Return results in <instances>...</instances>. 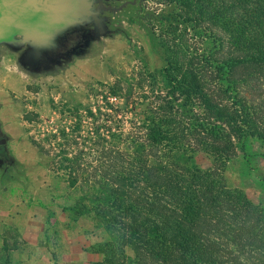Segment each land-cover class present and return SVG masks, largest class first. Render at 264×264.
<instances>
[{"label":"trees","instance_id":"1","mask_svg":"<svg viewBox=\"0 0 264 264\" xmlns=\"http://www.w3.org/2000/svg\"><path fill=\"white\" fill-rule=\"evenodd\" d=\"M150 1L170 7L146 27L159 69L98 83L101 105L65 108L29 143L79 193L62 209L109 236L104 264L125 249L133 264H264L262 214L222 177L244 138L264 140V0Z\"/></svg>","mask_w":264,"mask_h":264},{"label":"rangeland","instance_id":"2","mask_svg":"<svg viewBox=\"0 0 264 264\" xmlns=\"http://www.w3.org/2000/svg\"><path fill=\"white\" fill-rule=\"evenodd\" d=\"M127 1L103 3L118 6ZM142 4L140 10L126 3L117 11L103 12L105 34L95 36L91 21H79L78 37L54 58L37 64L26 60L30 46L18 42L20 34L12 31L0 39V264H53L60 251L78 261L80 243L87 253L82 254L83 263L104 264L100 249L109 236L89 215L62 209L74 205L79 193L46 169L28 138L53 130L67 114L64 109L75 103L92 109L101 105L95 92L98 83H111L142 65L159 69L162 51L146 27L155 26V14L170 7L150 0ZM108 100L122 104L119 97ZM240 144L222 177L227 188L239 191L262 214L264 224V140L246 137ZM193 164L207 169L214 161L198 150ZM125 255L118 264H133L132 252L125 249Z\"/></svg>","mask_w":264,"mask_h":264},{"label":"water","instance_id":"3","mask_svg":"<svg viewBox=\"0 0 264 264\" xmlns=\"http://www.w3.org/2000/svg\"><path fill=\"white\" fill-rule=\"evenodd\" d=\"M126 3L132 1L111 6L103 0H0V39L17 32L21 35L18 42L30 46L25 56L29 64L41 63L78 37L75 27L81 20L91 21L95 36L107 33L100 15L117 11Z\"/></svg>","mask_w":264,"mask_h":264},{"label":"crops","instance_id":"4","mask_svg":"<svg viewBox=\"0 0 264 264\" xmlns=\"http://www.w3.org/2000/svg\"><path fill=\"white\" fill-rule=\"evenodd\" d=\"M72 235L70 236V241H72ZM74 240V239H73ZM81 240V239H80ZM84 241V240H83ZM81 242V241H80ZM80 245L82 246V250L79 254V256L77 257L78 258V261L75 260L76 257L72 256V253H70L69 255L67 254H62L61 251L59 253H57L55 256H56V260H55V263L56 264H85L82 262V254L85 253V255L87 254L84 250H83V244L80 243ZM63 256H66L68 257V260L67 261H63Z\"/></svg>","mask_w":264,"mask_h":264},{"label":"flooded vegetation","instance_id":"5","mask_svg":"<svg viewBox=\"0 0 264 264\" xmlns=\"http://www.w3.org/2000/svg\"><path fill=\"white\" fill-rule=\"evenodd\" d=\"M132 1V4H135V6L137 7L138 10L141 9V2L139 0H130Z\"/></svg>","mask_w":264,"mask_h":264}]
</instances>
